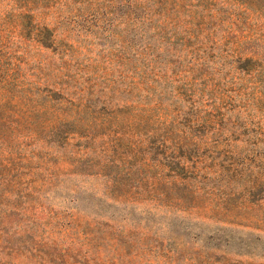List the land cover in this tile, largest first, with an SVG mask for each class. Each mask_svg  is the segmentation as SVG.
Wrapping results in <instances>:
<instances>
[{
  "label": "rangeland",
  "instance_id": "374dc122",
  "mask_svg": "<svg viewBox=\"0 0 264 264\" xmlns=\"http://www.w3.org/2000/svg\"><path fill=\"white\" fill-rule=\"evenodd\" d=\"M0 52V264H264V0H0Z\"/></svg>",
  "mask_w": 264,
  "mask_h": 264
},
{
  "label": "trees",
  "instance_id": "16d2710c",
  "mask_svg": "<svg viewBox=\"0 0 264 264\" xmlns=\"http://www.w3.org/2000/svg\"><path fill=\"white\" fill-rule=\"evenodd\" d=\"M43 30L38 33V41L42 46L46 48H51L55 42H56V36L52 29L48 27H43ZM210 37H203V40L210 41ZM218 41H212V44H217ZM201 44H204V41L201 42ZM3 55L0 52V90L5 89V87H8L11 85L9 79L12 75V68L10 66H6L3 60ZM250 59H248L249 61ZM62 95L60 98H58L59 101H68L72 102L73 98L66 92L62 91ZM81 105L77 106L80 108ZM71 117V116H70ZM65 120L61 121V125H57L53 127L54 134L60 136L62 141L66 142V145H68L74 138V134H76V131L71 130H63L61 127H63L65 124H67L66 120L69 119L68 117L63 118ZM2 118L0 117V128L3 127V123L1 122ZM73 124H77L76 120H73ZM62 132V133H61ZM84 137V136H81ZM166 150L167 146L165 144L161 145ZM161 146H156V149H158ZM84 149L87 148L85 145L83 147ZM154 149V148H153ZM177 150H173V148H169L168 151L163 152V158L162 160L158 161V164L160 166H163L164 168H167L170 170L169 175H171L174 179H180L183 178V174L189 172V161H192V156L190 153H181L177 154ZM18 169V164L15 163V161L11 160L10 158H6L4 154H0V207L1 208H7L6 209V219L8 221H12L16 216H19L22 214L23 216H26V209L28 208L24 206L23 204L18 203V197L19 192L17 191V187L21 184L19 179L13 180L10 178L11 174ZM118 180H115L114 183L118 184ZM114 188V186H112ZM13 209H15L13 211ZM18 210V211H16ZM13 222V221H12ZM11 222V223H12Z\"/></svg>",
  "mask_w": 264,
  "mask_h": 264
}]
</instances>
